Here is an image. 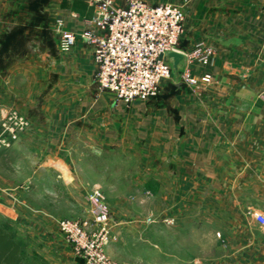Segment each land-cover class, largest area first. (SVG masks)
Segmentation results:
<instances>
[{"label":"crops","instance_id":"obj_1","mask_svg":"<svg viewBox=\"0 0 264 264\" xmlns=\"http://www.w3.org/2000/svg\"><path fill=\"white\" fill-rule=\"evenodd\" d=\"M38 1L0 2V117L16 110L31 124L0 150V229L22 251L18 234L30 235L40 252H57V219L88 211L90 185L83 165L72 161L80 140L97 154L118 149L143 172L159 164L167 217L169 204L179 218L189 209L195 216L194 203L206 202L224 220L215 228L224 234V263L263 264L264 227L252 215L264 214V0H145L184 7L180 53L201 42L215 53L207 66L184 57L180 75L189 65L192 77L210 74L212 82L196 88L173 73L157 97L131 104L98 91L89 43L79 39L67 53L59 48L56 22L80 36L95 14L88 0ZM44 14L52 16L51 40Z\"/></svg>","mask_w":264,"mask_h":264},{"label":"built area","instance_id":"obj_2","mask_svg":"<svg viewBox=\"0 0 264 264\" xmlns=\"http://www.w3.org/2000/svg\"><path fill=\"white\" fill-rule=\"evenodd\" d=\"M126 1L125 8H117L114 0H88L95 10L88 22L89 28L77 36L58 20L55 32L64 53L71 51L79 39L92 46L97 67L94 82L99 92L110 93L125 104L147 102L158 95L164 82L173 78L166 56L170 52L180 53L186 16L182 5ZM214 53L213 48L201 42L182 55L187 64L207 66ZM180 78L196 88L212 82L210 74H204L200 79L192 77L189 65L183 69ZM30 127V121L20 112L8 110L3 113L0 117V150L10 149ZM86 200L98 224L97 231L91 233L86 224L78 221H60L61 234L85 264H120L106 254L111 229L107 223L110 210L103 195L99 189H94ZM252 217L264 227V214L256 212Z\"/></svg>","mask_w":264,"mask_h":264},{"label":"rangeland","instance_id":"obj_3","mask_svg":"<svg viewBox=\"0 0 264 264\" xmlns=\"http://www.w3.org/2000/svg\"><path fill=\"white\" fill-rule=\"evenodd\" d=\"M29 1L21 0L20 5ZM40 2L52 3L51 0ZM42 19L44 31L51 40L52 16L44 14ZM12 45V49L16 47L15 43ZM47 45L52 48L50 41ZM105 150V153L97 154L90 145L87 147L84 141L77 140L72 150V161L76 167L83 165L80 173L90 185L88 193L99 189L109 207L107 223L111 232L106 254L111 260L120 264H225L224 234L215 230L224 225V220L215 217L208 203H194L195 216H190L192 211L189 209L185 217L179 218L175 212L176 204H169L170 217H167L160 197V165L156 164L153 171L143 172L138 164L129 162L114 151L118 149ZM43 206L47 208L48 203H43ZM87 209V213L82 211L83 215L80 211H73V215L80 214L78 218L57 219L56 231L59 236L56 234L53 238L57 244V252L53 256L47 251H38L36 241L30 235H16L26 264H85L61 234L59 222L78 221L95 233L98 224L90 213L89 204ZM248 227L253 232L258 230L252 224H248Z\"/></svg>","mask_w":264,"mask_h":264},{"label":"trees","instance_id":"obj_4","mask_svg":"<svg viewBox=\"0 0 264 264\" xmlns=\"http://www.w3.org/2000/svg\"><path fill=\"white\" fill-rule=\"evenodd\" d=\"M24 260V253L14 237L0 229V264H24Z\"/></svg>","mask_w":264,"mask_h":264},{"label":"water","instance_id":"obj_5","mask_svg":"<svg viewBox=\"0 0 264 264\" xmlns=\"http://www.w3.org/2000/svg\"><path fill=\"white\" fill-rule=\"evenodd\" d=\"M166 60L171 63V67L174 73V76L177 79H180V68H183L185 65L184 56L178 52H170L166 56Z\"/></svg>","mask_w":264,"mask_h":264}]
</instances>
